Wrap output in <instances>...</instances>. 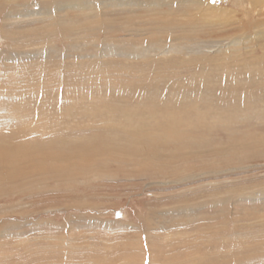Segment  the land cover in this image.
Here are the masks:
<instances>
[{"label":"rangeland","instance_id":"rangeland-1","mask_svg":"<svg viewBox=\"0 0 264 264\" xmlns=\"http://www.w3.org/2000/svg\"><path fill=\"white\" fill-rule=\"evenodd\" d=\"M68 1L63 0V2ZM209 1L220 7L235 9L232 10L236 13L235 22L229 24L230 26H220L216 21L212 25L209 23L210 29L204 33H193V40L201 38L199 42H202L203 38H207L210 43L214 42L215 45L219 46L221 40H225L224 42L228 44L240 38L247 41L246 46L252 47L249 50H243L244 46L235 45L229 53H221L219 47L212 48L214 55L216 54L214 58L220 62V64H211L212 68L216 72L222 70V60L225 59V56H233L236 61L230 64L232 68L243 72L250 67L253 70L254 63L251 60L253 58L256 61L255 64L261 62L256 65L263 70L264 38L262 36L256 37L255 34L258 32L256 29H263L264 9H259L260 7L256 5L252 7L253 2L251 0ZM58 3L53 0L52 4ZM31 7L32 9L36 8H33V5ZM61 10L62 15L67 20L66 22L74 23L73 26L78 27L79 24L77 23L79 22L76 20V15L80 11L74 6H68ZM186 10H193L194 14L197 13L195 7H187ZM1 12L3 14V11ZM208 12L210 15L203 16V23L206 21L205 19L210 22L218 19L213 13ZM190 20L194 21L195 17H191ZM41 22L30 21V23L26 22L23 25H15V28L18 30L36 28L40 31L38 32L40 35L41 33L44 35L41 40L35 39L39 42L38 46L35 47L37 50L42 48L43 43L50 44L53 48L51 52L49 51L48 58H42L44 67L30 64L25 67L28 69L27 73H23L20 72L23 68L16 67L15 62L10 60V64H14V66L8 68L5 65L8 63L5 62L8 61L9 54L14 55L19 51L21 53L29 51L34 46L30 48L22 45L23 43L8 39L0 42V54L3 56L0 60V86L3 85L0 88V132L3 135L0 137V144L16 143L21 145L17 149L19 151L23 150V146L27 148V145L31 143L34 146L36 144L37 146L42 145L44 146L43 150L39 147L36 148V156L50 155L56 158L57 163L65 157L86 155L92 159L93 164L97 165L96 167L101 173H103L102 168L104 173L110 174L112 178H96L95 173L88 171V177L93 178L88 181L81 180L80 185H75L77 189L73 190L66 179L41 180L40 177H30V175L26 178L22 177L24 180L19 177L15 180H11L14 177H0V264H264V114L261 113L262 110L264 111V100L262 103L259 101L258 108L260 110L249 116V120L244 118L235 120L232 116L221 117L220 111L222 109L230 110L229 101L227 103L225 100L218 99L220 97L217 100L215 98L214 101L212 100L214 103H211V106H205L208 109L206 110L205 107H202L199 101L200 96H198V104L193 116L187 110L179 109V107L182 105L183 87L190 88L191 85L195 84L194 80L190 81L189 79L188 81L190 78L188 75L194 69L198 70L199 66L198 68L197 65L181 68L180 65L173 62V67L169 65L166 67L167 69L165 68V72L158 71L159 74L156 72L155 74L143 75L126 72L125 65L127 64L123 62L130 63L133 59L118 56L115 59L113 56H106L105 59L107 60L112 58L121 60L122 69L117 66V68L110 69V71L112 70L110 73L109 69L105 70L107 74L91 73L84 68L80 69V67L87 68L89 63L95 60L91 55V57L89 56L91 53L84 58L88 59L85 64L82 66L76 64L79 61V59L77 60L78 50L81 49L80 52L86 50L84 49V47L86 48L84 41L88 39L87 41L91 43L92 39L102 40L108 37L110 42L120 41L119 43L125 46L124 35L122 34L121 37L119 33V35L99 33V36L96 33L92 37H85L86 40L75 43L64 35H49L50 33L47 34V32L42 31L45 23ZM256 23L259 24L258 27H254ZM0 25L2 24L0 23ZM185 27L187 28V24ZM7 28L10 27L7 26ZM72 44L74 46L77 44V46L74 47ZM60 49L66 50V54L69 55L62 54ZM91 50L94 51L95 49L92 48ZM227 50L229 51L228 47ZM76 52L77 54H75ZM96 59L102 61L103 58L97 57ZM71 61L75 64H72ZM217 61L216 63H219ZM122 65L124 66L122 67ZM174 68H176L175 72ZM161 74L164 80L159 78L160 86L156 87L158 88L157 93L163 92L160 94V96L162 95L161 98L159 94H154L155 97L159 96L156 97L159 98L158 100L149 96L146 97L147 93L145 94L144 91L148 89V85L142 83L148 82L153 76L161 77ZM164 75H167L166 78ZM176 75L182 78L179 81L183 83L176 81ZM17 77L24 84L19 83ZM93 78L94 80H92ZM185 78L186 82L184 81ZM105 79H107L106 86ZM198 80L205 82L202 78ZM12 81L14 82L10 83ZM96 81H99V84ZM101 82L102 84H100ZM172 83L173 85H171ZM177 83L180 86L187 84L180 87ZM121 84L123 85L122 88ZM177 87L181 90H178ZM2 88L4 90H1ZM137 88L143 91V94L136 93L139 97L131 91ZM169 90H173V94L169 93ZM127 95H131L133 98ZM154 95L152 93V97ZM178 96L181 97V102ZM118 100L121 102L119 103L121 108L116 103ZM152 100H156L154 104L159 102L156 105L160 111L158 117L161 118V121L156 116L150 117L151 124H146V127L150 126V132L148 130L141 132L140 130L126 131L121 129L118 133L108 125L105 119H101L104 115L103 111L107 107L112 109L114 107L113 112L115 111V114L124 110L123 107L131 108L134 106L145 111L149 105L153 104ZM98 103H102V105ZM94 104L98 105L95 107ZM215 104H219L220 107ZM230 104L238 106L235 102H230ZM65 106L71 107L68 112L64 110ZM117 107H119L118 111H116ZM176 107L178 111L175 110ZM239 109L240 111L244 109V102H240ZM15 110L18 111L14 113ZM167 110L177 111V115L173 112V116H171ZM210 110L212 114H200L202 111L208 113ZM213 110L217 112L213 113ZM197 111L200 112L197 113ZM230 111L233 114V110ZM166 114L171 118L170 120L165 118ZM116 118L118 121L112 122L123 127H136L138 124L139 126L143 124L137 122L132 124L119 117ZM228 118H230V122ZM45 120L46 122H44ZM97 120L99 124L95 123ZM192 120L194 121L192 122ZM219 121L220 123H218ZM50 122L51 124H48ZM57 122L59 124L55 125ZM127 124L128 126H126ZM37 125H45L46 127H39L35 131L33 128L38 127ZM95 127H98L99 130ZM179 127H183V129ZM181 132L183 134H180ZM165 135H168L167 138L170 136L168 140ZM112 137H117L115 142L126 143L129 148L144 147L145 155L152 154V150H155L159 153L153 157L157 165L146 166L145 169L147 170H145L141 166V162L144 163L141 158L138 159L141 164L138 163L139 161L131 163L130 160H127L128 164L125 165L123 162L121 164L124 165H118V156L111 158V163L108 162V164L110 154H106V151L110 149V146L108 147L107 143H111L108 141ZM150 137L155 142L154 144L147 143L148 140L151 141ZM137 138L146 140L137 141ZM112 139L110 141L115 140ZM135 140L136 142H134ZM173 140L184 141V144H180L183 149L178 144L176 145ZM29 141L30 143H28ZM24 142L27 143L24 144ZM131 143L134 145H130ZM151 145H153V149ZM179 153H183L184 157L187 154L188 159L182 158L183 154H180V158L174 155ZM172 154L173 156H171ZM2 155L0 153V156ZM104 156L106 159L102 158ZM31 158L32 156L29 154L28 161ZM11 160L12 156L6 154L5 162ZM150 160H152L151 157ZM54 163L48 164L51 167ZM57 163L53 166H56ZM3 164L0 163V171L2 172L5 171ZM104 167L111 168L112 171L109 173ZM230 168L236 169L231 170ZM215 170L222 172H210ZM39 171L42 170L39 168ZM39 171L37 172L39 173ZM152 172L156 174L155 177ZM201 173L204 175L197 177ZM185 176L191 177V179L179 183L170 182L172 180L180 181V178ZM160 181L166 184H161ZM83 182L85 183L83 184ZM251 194L254 195L251 196ZM235 226L237 227L233 233ZM225 231H230L231 234L229 235ZM237 256L241 258H237Z\"/></svg>","mask_w":264,"mask_h":264},{"label":"bare ground","instance_id":"bare-ground-1","mask_svg":"<svg viewBox=\"0 0 264 264\" xmlns=\"http://www.w3.org/2000/svg\"><path fill=\"white\" fill-rule=\"evenodd\" d=\"M55 1L59 2V3L53 5L52 4L53 0H0V23L2 24V25H0V42H4L5 40L8 39V40H11V41H14L17 43H21V44L23 43L22 45H26L27 47H30V48L32 46H34V48L32 50H29V51H25L22 53L19 51L18 53H14V55L9 54L8 55L9 58L7 59L9 62L7 60H6L7 62H5V63H8V64H5V65H7L8 68H10V67L12 68L14 66V64H10V60H11V62L12 61L15 62L16 67H22L23 69H21L20 72H23V73H27L28 69L25 67L30 65V64H34V65H38V66L42 65L44 67V61L42 60V58L43 57L48 58L49 53L53 50L51 45L47 44V43H43V46L41 49L38 48V50H37V48H35L39 44V42H37L35 39L41 40V38L44 37V35H42V33H41V35L38 33L40 31L36 30V28H27V29H19L18 30L17 28H15V25H17V26L23 25L26 22L30 23V21H38V22L42 21L43 24L45 23L42 31L47 32V34L50 33L49 35H51V34H57L60 36L64 35V36H66V38L73 40L75 43L77 41L86 40V39H84L85 37L86 38H88L87 36L92 37L96 33H98L97 35H99V33L112 34V35L121 34L120 35L121 37L123 35L125 37L123 40L126 42L125 46L122 45L121 43H119L120 41L116 42L115 40L114 41L112 40L113 42H110V40L107 39L108 37L103 38L102 40L92 39L91 43L89 41H87L88 39L86 41H84L86 44V48L84 47V49H86V50L81 51V52H80L81 49L78 50L79 52H78L77 60L79 59V61L76 63L77 66H79L80 64H81V66H82V64H85V61L88 59H84V58H86L87 54H89V53H91V54H89V56L91 55L93 58H95V60H92L89 63V65H88L89 68L88 67L87 68L86 67H80V69L84 68L86 71H89L91 73L93 72L96 74H103V73L107 74V72L105 70L109 69V73H110L112 71V70L110 71V69L117 68V66H120L121 60L119 61V60L113 59L114 57L116 59V56L133 59V61H131L130 63H126V62H123V63L127 64V65H125L126 69H127L126 72H128V73L134 72V74L149 75V74H155L156 72L158 73V71L162 73V72H165V70L167 69L166 67H168L169 65H172V67H173V62L176 65H180L181 68L197 65V68L199 66V69L198 70L194 69V71H192L188 75L190 77V78H188V81L190 79V81L194 80L193 82H195V84L191 85L190 88L183 87L187 83L183 86H180L179 83H183V82H180L179 80H181L182 78H180L179 76L176 75V81L179 82L177 84L180 87H183V89H182L183 90V92H182L183 100H182L181 107H179L176 103V105L179 107V109L187 110L188 112H190L194 116V113L196 111V106L198 104L197 103L198 102L197 97L200 96L199 101L202 104L203 108L205 106H208V107L211 106L212 105L211 103H214V102H212V100L214 101L215 98L217 100L218 97H220L218 99L225 100V101H227V103L229 101V105H230L229 109L233 110V112H232L233 114L230 113L231 112L230 110H225V109L223 110L222 109L220 111L222 113L221 117H223V116L224 117L225 116L231 117L232 116V118L234 117L235 120L243 119V118L248 119L249 116L254 114L256 111L260 110L258 108V105L260 104L259 101H261V103H262L263 102L262 100H264V69L262 70L261 67L257 66V65H259L261 62L256 63L257 64L256 65L255 64L256 61L253 60V58H251L252 62L254 63L253 64L254 65V69H253L254 72L252 70V67L246 69L244 72L242 70L239 71L238 69H236L234 67L232 68L230 66V64L233 61H236V60H234L233 56H225V59L222 60L223 61V68L220 71L216 72L211 66V64H213V63L220 64V62L217 61L216 58H214V56H216V54L214 55V53H213L214 50H212V48L219 47L221 53H223V52L229 53L231 51V48L234 47L235 45L236 46L238 45V47L244 46L243 50L244 49L249 50L252 47L249 45L246 46L247 41L238 38L237 40H233V42H230L227 44L226 42H224L225 40H221V42L219 41L221 44H219V46H218V45H215L214 42L210 43L207 38H203V41L199 42L201 38L193 40V37H192L193 33L199 34L200 32H202V33L206 32L208 29H210V26H208L209 23L212 25L213 22H215V21L220 26H226V25L230 26L229 24H231L232 22L234 23L235 19H236V13H234V11H232L235 9H231L229 7L217 6V4H213L209 0L208 1H206V0H77V1L71 0L70 1L69 0L70 2L69 1L63 2V0H55ZM251 1L253 2L252 7L256 5V6L260 7L259 9H262V8L264 9V0H251ZM13 2H15V3H13ZM12 3H13V5H11ZM32 5H33V8L34 7H36V8H34V9H32V7L30 8V6H32ZM68 6H74V8H76L77 10L80 11L76 15V20H78V22H79V23H77V24H79L78 27H74L73 26L74 23L66 22L67 20L64 18V16L61 13L62 12L61 9H64L65 7H68ZM185 6L193 7V8L195 7V10L197 11V13L194 14L193 10H186L187 7H185ZM1 11H3V14ZM208 11H210L215 16H217L218 19L214 20V21L211 20V22L208 19H205L206 21L203 23L202 22L203 16L204 15H210V13ZM112 14H114V15L110 16ZM114 17H116V18H114ZM191 17H195V20L191 21L190 20ZM249 17H250V15H249ZM185 23L187 24V28L185 27L186 26ZM67 24H69V25H67ZM262 24H263V29H260V28L256 29V30H258V32H256V34H255L256 37L262 36L264 38V23H262ZM11 25H13V26H11ZM258 25L259 24L256 23L254 27H258ZM7 26H9L10 28H7ZM186 29H188V30H186ZM47 34H45V35H47ZM209 34H210V32H209ZM107 36H109V35H107ZM196 37H198V36H196ZM112 38H114V37H112ZM120 39H122V38H120ZM47 41H48V39H47ZM70 45H71V42H70ZM75 45L77 46V44H75ZM80 45H82V43H80ZM76 46H74V47H76ZM227 47L229 48V51L227 50ZM80 48H81V46H80ZM92 48H94L95 50L94 51L91 50ZM72 50H73V48H72ZM60 51L62 54H64V55L66 54V52H65L66 50H64V49H60ZM234 51H236V50H234ZM85 52H87V53H85ZM240 53H241V51H240ZM75 54H77V52ZM64 55H62V56H64ZM71 55H73V54L71 53ZM197 55H200V56H197ZM106 56H113V58L111 60H107V59H105ZM187 56H189V57H187ZM2 57L3 56L0 54V60L2 59ZM50 57H53V56H50ZM97 57H100V59L103 58L102 61L99 59H96ZM262 58L264 61V55L262 56ZM61 59H63V58H61ZM125 60H127V59H125ZM28 61L29 62L31 61V62L29 63ZM216 61L219 63H216ZM73 63L74 62H72V64ZM69 65H71V64H69ZM123 66L124 65H122V67ZM120 68H121V66H120ZM175 69L176 68H174V72H175ZM70 70H68V71H70ZM114 70H116V69H114ZM74 71H77V70H74ZM140 71H142V72L139 73ZM77 73L79 74L80 72H77ZM77 73H75V74H77ZM20 74H22V73H20ZM160 76L161 77L153 76V77H151V79H149L148 82L144 81V83H142L143 85H148V87H147L148 89H146L144 91L145 94L147 93L145 95L146 97L149 96L150 98L153 99V98H156L158 96L157 95L155 97L154 94H159V92L157 93L158 88H156V87L160 86V83H159L160 79L159 78L162 79V74ZM166 76H165V78H166ZM104 77H105V75H104ZM170 77H171V74H170ZM173 77H175V76H173ZM200 78L204 79L205 82H201V81L199 82L198 79H200ZM17 79H18V77H17ZM107 79H105V86H106V80ZM92 80H94V78ZM96 80H98V79H96ZM162 80H164V79H162ZM88 81H90V80H88ZM99 81L98 82L96 81V82L99 84ZM184 81L186 82V78L184 79ZM13 82L14 81H12L10 83H13ZM18 82L23 83L22 80H19ZM91 82H93V81H91ZM111 82H113V81H111ZM111 82H108V83H111ZM168 82H169V80L167 81V83ZM85 83H86V81H85ZM108 83H107V85H110ZM53 84H55V83H53ZM100 84H102V82ZM171 85H173V83ZM2 86L3 85H1L0 88ZM122 87H123V85L121 86V88ZM97 88H98V86H97ZM128 89H131V88H128ZM179 89L181 90V88H178V90ZM1 90H4V89L2 88ZM102 91H105V90L102 89ZM122 91L126 93V91H124V90H122ZM131 91L133 94H135V96L137 95L136 94L137 92L140 94H143V91L140 88H137L136 90H134V91L131 90ZM114 92H116V91H114ZM120 92H119V94H120ZM180 92H179V94H180ZM116 93H118V92H116ZM127 93H128V90H127ZM152 93H153L154 97H152ZM161 93H163V92L161 91ZM169 93L173 94V90H169ZM160 94H159V96H160ZM218 94H219V96H218ZM127 96H129V95H127ZM161 96H160V98H161ZM166 96H164V97L166 98ZM131 97L133 98V96H131ZM137 97H139V96L137 95ZM82 98H84V97H82ZM178 98H179V96H178ZM143 99H146V98H143ZM173 99H175V98H173ZM167 100H168V98H167ZM79 101H81V100H79ZM119 101L120 100H118V102H116V103H118V106H119V103H121ZM122 101H124V100H122ZM155 101L156 100H152L151 102H153V104L149 105V108L145 111H142L141 108H139V107L133 106L131 108L130 107H123L124 110H122L119 114H115L114 113L115 111L113 112L114 107H113V109L107 107V109L103 111L104 115L101 117V119H105V121L108 122V125L111 128H114L115 131H117V132L121 129L126 130V131L127 130H130V131L140 130L141 132H146V130L149 131V129H150L149 128L150 126L146 127L148 124H151L149 118L154 117V116L158 117L159 113H160L158 105H156L158 101L156 102V104H154ZM86 102L88 103V101H86ZM135 102H137V101H135ZM164 102H166V101H164ZM180 102H181V99H180ZM222 102H224V101H222ZM230 102H235V104H237L239 106V108H240V102H244V109L240 111L238 106H234L233 104H230ZM122 103H124V102H122ZM167 103H165V104H167ZM217 103H218V101H217ZM98 104H94L95 107ZM169 104H171V103H169ZM221 104H223V103H221ZM224 104H226V102H224ZM86 105H83V106H86ZM99 105H102V103ZM183 105H185V107H183ZM215 105H217V104H215ZM160 106H162V105H160ZM217 106H219V104ZM225 106H227V105H225ZM225 106H223V107H225ZM119 107H117L116 111H118ZM162 107H164V106H162ZM202 107H201V109H202ZM70 108L71 107H69V106H65L64 110L66 112H68V110ZM167 108H169V107H167ZM247 108H249V109H247ZM176 109H177V107L175 108V110ZM135 110H138V111H135ZM143 110H144V108H143ZM206 110H208V109L206 108ZM211 110L208 113H203V111H202V113H200V114L201 115L202 114L209 115L211 113ZM1 111H3V110H1ZM17 111L15 110L14 113ZM88 111H89V109H88ZM167 111H168L167 113H169V114H171V116H173V112H174L173 110L172 111L167 110ZM177 111H178V109H177ZM177 111L174 112L175 115H177ZM81 112H84V111H81ZM91 112L93 113V111H91ZM198 112H200V111H197V113ZM216 112L217 111L213 110V113H216ZM261 113L264 114V111L262 110ZM7 114H9V113H7ZM17 115H18V113H17ZM86 115H87V113H86ZM198 115H196V116H198ZM201 115H199V116H201ZM180 116H182V115H180ZM199 116H198V118H199ZM116 117H119L120 119H123V120L127 121L128 123L135 124V122H137V123H140V124L143 123V124L141 126H139V124H138V126H136V127H132V126L123 127L122 125H119V124L116 125L114 122H112V121H118ZM202 117L205 118L206 116H202ZM54 118H56V117H54ZM158 118H160V117H158ZM165 118H169L168 114H166ZM170 119L171 118H169V120ZM180 119H181V117H180ZM229 119L230 118H228V121H229ZM259 119H260V117H259ZM6 120H4V121H6ZM162 120H166V119H162ZM160 121H161V118H160ZM193 121L194 120H192V122ZM44 122H46V120ZM15 123H16V121H15ZM27 123H29V122L27 121ZM95 123H98V120ZM183 123L185 126L184 121H183ZM186 123H187V121H186ZM198 123L199 122L197 121V124ZM218 123H220V121ZM225 123H226V121H225ZM16 124H18V123H16ZM48 124H51V122ZM56 124H59V122L55 123V125ZM175 124H177V123H175ZM52 125H53V123H52ZM123 125H125V124H123ZM44 126L45 125L38 126V127L33 128V129L36 131L39 127H44ZM100 126H102V124H100ZM126 126H128V124ZM154 126H156V125H154ZM154 126H151V127H154ZM161 126L163 128V125H161ZM190 126H192V125H190ZM165 127H164V129H165ZM180 127H181V124H180ZM196 127H198V126H196ZM95 128L98 129V127H95ZM106 128H107V126H106ZM192 128H193V126H192ZM72 129H73V127H72ZM180 129H183V127ZM158 130L160 131L159 126H158ZM166 130H168V129H166ZM1 131H2V129H1ZM42 131L47 132L45 130H42ZM13 132H14V130H13ZM105 132H108V131H105ZM34 133H36V132H34ZM27 134H30V133L27 132ZM38 134H37V136H39ZM120 134H121V132H120ZM129 134H126V135H129ZM161 134H159V135H161ZM180 134H183V133L181 132ZM12 135H14V134H12ZM108 135L113 136L111 134H108ZM5 136H6V134H5ZM43 136H44V134H43ZM47 136H49V134ZM114 136H115V134H114ZM116 136H117V134H116ZM145 136H147V135H145ZM167 136H166V138H167ZM0 137H3L1 132H0ZM96 137H97V135H96ZM118 137H119V135H118ZM109 138H108V140H109ZM115 138H117V137H115ZM115 138H113V139H115ZM119 138H121V137H119ZM157 138H155V139H157ZM168 138H167V140H168ZM178 138L180 139V137H178ZM181 138H182V136H181ZM172 139H174V138H172ZM110 140L108 142H111V143H107V146L108 147L110 146V149H108L106 151V154L107 153L110 154V158L107 157V158H109L107 163L108 162L111 163V160H112L111 158L118 156V158H119L118 165L119 164L124 165V164H121L123 162L125 163V165L128 164L127 160H130L129 162L134 163L135 161L136 162L139 161L138 159H140V158H141V160L142 159L144 160V163L141 161H139L138 163L141 162L142 164L141 163L140 164H141V166H143L144 169L146 168V166L148 167L151 165H157V163L154 161L155 159H153V157H155L159 153H157L155 150H152V154H148L149 152L147 153L152 158V160H150V157L148 155H145V153H144V149H145L144 147L140 146V148L139 147L138 148L137 147L129 148V146L126 143L124 144L122 141H121L122 143H120V142H115L116 139L113 141H110ZM117 140H119V139H117ZM126 140H127V138H126ZM129 140H131V139H129ZM136 140L137 141H145L146 139L137 138ZM136 140L134 142H136ZM164 140H166V139H164ZM102 141H103V139H102ZM157 141L160 142L158 139H157ZM3 142H5V141H3ZM134 142H132V143H134ZM173 142L176 145L178 144L181 147V149H183L182 145H180V144H184L183 143L184 141L182 142L181 140H173ZM25 143H27V142H24V144ZM28 143H30V141ZM132 143L130 145H132ZM147 143L148 144H154L155 142H153V139L151 138V141L148 140ZM18 144H20V143H18ZM41 144H43V143H41ZM46 144H44V145H46ZM53 144H54V141H53ZM140 144H142V143H140ZM165 144H166V142H165ZM167 145H169V144L167 143ZM19 146H21V145H17L16 143L0 144V153L3 154L2 156H0V163H4L3 165L5 166L3 169L5 171H3V172L0 171V177H2V176L14 177V179H11V180H15V178L19 177L22 180H24L22 177L26 178L30 175V177H40L39 179H41V180H48L50 178H52V179L54 178L56 180L66 179L68 184H71V186H72L71 189H73V190L77 189V188H75V185H80L81 180L88 181V180L93 178V177L92 178L88 177V171H92L93 173H95L94 176L96 178H103V177L104 178L105 177L112 178L110 176V174L104 173L102 168H101V170L103 173H101V171L99 169H97V167H96L97 165L95 166V164H93V162H92V159H89V157H87L86 155H81V156L74 155L71 158L65 157L63 160H60L57 163L55 160L56 158H53L50 155L36 156V154H35V151H37L36 148L39 147L41 150H43L44 146H42V145L37 146V144H36V146H34L33 143H31L30 145L29 144L27 145V148L25 146H23V148H22L23 150H21V151L17 150L20 148ZM142 146H143V144H142ZM24 147L26 148L25 150H24ZM152 147H153V145H151V148ZM52 148H50V149H52ZM148 150H149V145H148ZM23 151H25L27 153H25ZM134 152H136V154H133ZM6 154H10L12 156L11 161L5 162L6 161ZM29 154H31L32 158H31V160L28 161ZM180 154H183V153L174 154V155H176L178 158H180ZM171 156H173V154ZM181 157L184 159L185 158L188 159L187 154H185V157H184V154ZM102 158L106 159L105 156ZM51 162H55L53 165H55L56 163H57V165L56 166L52 165L50 167L48 163H51ZM95 162H97V161H95ZM107 163H105V164H107ZM148 163H151V164L149 165ZM39 168L42 171H39ZM105 169L109 173L112 171L111 168H105ZM230 169L235 170L236 168H230ZM230 169H227V170H230ZM145 170H147V169H145ZM227 170H224V171H227ZM37 171H39V173ZM210 172L213 173V172H222V171L215 170V171H210ZM152 173H153V176L155 177L156 174L154 172H152ZM126 174L128 175L127 172H126ZM203 175L204 174L201 173V174L197 175V177H202ZM205 175H207V173H205ZM180 179H181L180 181L172 180L170 182H172V183L184 182V181H187V179H191V177L188 178V176H185V177H181ZM32 182H33V180H32ZM84 183L85 182H83V184ZM159 183L166 184L165 182H161V181ZM252 195H254V194H251V196ZM232 221L234 222L233 219H232ZM235 225H237V224H235ZM236 227L237 226H235L233 228L234 229L233 233H235ZM225 232H228L229 235L231 234L230 231H225ZM77 240H78V238H77ZM231 249H234V248H231ZM238 257L239 256H237V258ZM239 258H241V257H239Z\"/></svg>","mask_w":264,"mask_h":264}]
</instances>
